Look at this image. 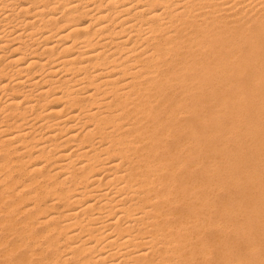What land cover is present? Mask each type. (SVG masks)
<instances>
[{
    "label": "bare ground",
    "instance_id": "6f19581e",
    "mask_svg": "<svg viewBox=\"0 0 264 264\" xmlns=\"http://www.w3.org/2000/svg\"><path fill=\"white\" fill-rule=\"evenodd\" d=\"M263 111L264 0H0V264H254Z\"/></svg>",
    "mask_w": 264,
    "mask_h": 264
},
{
    "label": "rangeland",
    "instance_id": "374dc122",
    "mask_svg": "<svg viewBox=\"0 0 264 264\" xmlns=\"http://www.w3.org/2000/svg\"><path fill=\"white\" fill-rule=\"evenodd\" d=\"M262 120H257L256 123L260 130V136H259V144L256 145L257 148L254 150L252 157L253 161V171L255 175L261 179V186H262V196L261 194V188H258L255 190L254 200L251 207L245 206L246 211L250 212L253 216L252 226H253V241L255 242V246L251 251H244L243 246H239V250L241 252L248 253V256L251 257L254 264H264V155L263 149H264V111L261 114ZM232 135L227 134L225 136L226 143L228 145L229 151H233V147L231 145L232 141ZM236 234L234 232H230L228 237L230 240H238L240 243H242V240L244 237L239 236L236 237Z\"/></svg>",
    "mask_w": 264,
    "mask_h": 264
}]
</instances>
